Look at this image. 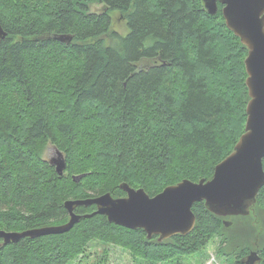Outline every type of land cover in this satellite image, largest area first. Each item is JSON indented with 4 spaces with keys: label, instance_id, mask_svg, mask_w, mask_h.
Segmentation results:
<instances>
[{
    "label": "trees",
    "instance_id": "1",
    "mask_svg": "<svg viewBox=\"0 0 264 264\" xmlns=\"http://www.w3.org/2000/svg\"><path fill=\"white\" fill-rule=\"evenodd\" d=\"M92 2L102 10L90 11ZM221 8L210 15L201 0H0V230L64 223L65 200L123 197L122 182L153 196L212 177L244 131L249 99L247 49ZM113 13L126 33L112 28ZM48 146L65 156L61 176L43 156ZM191 209L192 231L161 241L103 214L63 233L0 239V264H80L96 242L145 264H200L218 236L224 264H241L251 250L264 264V184L247 215L219 216L203 201Z\"/></svg>",
    "mask_w": 264,
    "mask_h": 264
},
{
    "label": "water",
    "instance_id": "2",
    "mask_svg": "<svg viewBox=\"0 0 264 264\" xmlns=\"http://www.w3.org/2000/svg\"><path fill=\"white\" fill-rule=\"evenodd\" d=\"M206 12L214 15L217 12V2L222 4L221 14L226 27L240 39L246 47L244 59L246 71L245 84L248 91L246 104V121L244 131L239 136L232 151L215 165L210 179L191 181L183 179L179 182L190 186L191 189H206L216 176L226 172L225 195H203L190 192L179 204L168 203L153 210H145L148 204L157 200L164 192L176 184L167 185L157 194L150 196L145 190L133 188L126 182L120 183L125 192L123 197H113L105 192L93 197L80 199H67L64 207L68 212V220L61 224L46 225L23 231L0 230L2 244L17 242L23 237H38L47 234L63 233L70 230L81 218L93 214H103L109 222L129 229L141 228L149 239L153 235L158 240L170 238L176 234H188L194 228L196 217L192 211L195 202L203 201L206 208L219 216L247 215L249 208L256 201V196L264 184V170L262 159L264 157V0H201ZM242 27L238 28L236 21ZM6 32L0 26V39ZM59 41L69 43L70 35L55 36ZM250 57V58H249ZM249 58V60H248ZM252 78L249 79L250 73ZM249 80V81H248ZM253 97V100H252ZM252 100V102H251ZM249 107V108H248ZM249 122V123H248ZM54 166L58 175H62L66 167L64 154L55 148L54 155L48 159ZM82 175H74L72 179L78 181ZM133 194L139 199L130 207L117 209L116 205L127 204L132 200ZM94 205L91 213L80 215L74 211L77 206ZM225 227H229L231 220H222ZM257 251L251 250L241 264H256L260 261Z\"/></svg>",
    "mask_w": 264,
    "mask_h": 264
},
{
    "label": "rangeland",
    "instance_id": "3",
    "mask_svg": "<svg viewBox=\"0 0 264 264\" xmlns=\"http://www.w3.org/2000/svg\"><path fill=\"white\" fill-rule=\"evenodd\" d=\"M89 8L92 12H100L102 10V4L92 2ZM112 18V28L121 34L126 33L127 28L124 20L120 18V14L113 13ZM54 153L55 148L48 146L43 156L48 160ZM96 243L98 245L90 244L88 246L86 253L82 256V262L80 264H145L141 259L131 256L126 249L114 245H102L100 242ZM219 246H222L221 237H214L206 248V253L208 255L207 259L200 264H224L222 260L217 257V248ZM231 259V257H228L229 261H231ZM187 264H194V261Z\"/></svg>",
    "mask_w": 264,
    "mask_h": 264
},
{
    "label": "snow or ice",
    "instance_id": "4",
    "mask_svg": "<svg viewBox=\"0 0 264 264\" xmlns=\"http://www.w3.org/2000/svg\"><path fill=\"white\" fill-rule=\"evenodd\" d=\"M236 25L238 28L242 27L241 22L238 20L236 21ZM250 78H252V73H250L249 79ZM252 100H253V97H252ZM226 175H227L226 172H221L219 178L216 176V179L212 183H210L206 189H191L190 186L185 185L181 182H178V186L171 187L168 191L164 192L157 200L151 201L145 210H153V209L159 208L168 203H175L178 205L179 202L190 192H197V193H201L203 195H209V196L225 195L226 194V185H225ZM138 199L139 197L136 194H133L132 200L128 201L127 204L116 205L115 207L117 209L124 208V207H130Z\"/></svg>",
    "mask_w": 264,
    "mask_h": 264
}]
</instances>
